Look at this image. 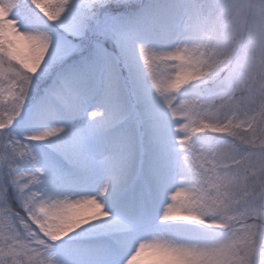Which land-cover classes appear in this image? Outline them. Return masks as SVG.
<instances>
[{
  "label": "snow or ice",
  "instance_id": "obj_1",
  "mask_svg": "<svg viewBox=\"0 0 264 264\" xmlns=\"http://www.w3.org/2000/svg\"><path fill=\"white\" fill-rule=\"evenodd\" d=\"M0 264H264V0H0Z\"/></svg>",
  "mask_w": 264,
  "mask_h": 264
}]
</instances>
